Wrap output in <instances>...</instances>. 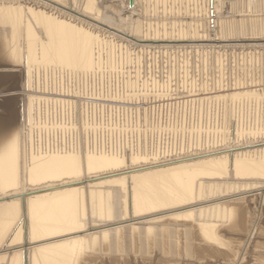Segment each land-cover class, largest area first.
I'll list each match as a JSON object with an SVG mask.
<instances>
[{
	"label": "bare ground",
	"instance_id": "6f19581e",
	"mask_svg": "<svg viewBox=\"0 0 264 264\" xmlns=\"http://www.w3.org/2000/svg\"><path fill=\"white\" fill-rule=\"evenodd\" d=\"M60 1H64V4ZM65 1L67 0H0V54L6 52L7 57L10 56L14 60L13 63H7L0 57V82L11 75V70L20 71L23 75V93H25L24 96H27L26 110H28L27 127L24 122L21 126L19 125V128L13 129L11 128L14 123L13 117H0V136L12 129L6 138L0 137V264H220L219 258L214 260L212 258L217 255L215 253H220L221 256L227 254L221 251L228 242L222 238V233L236 234V232L242 231L251 234L255 229L253 225L250 227L247 225L246 215L250 213L248 209L257 196L258 199L260 198L259 208L263 204L261 201L264 199L263 133L261 134L262 139L253 142L249 139L242 144H229V146L225 145V147L221 146L222 148L212 150L208 146L209 150L201 149L191 153L188 151L187 154H169L170 156H162V158L157 156L155 146L153 147L151 142L149 143L145 135L142 140L137 139L139 142L134 145L132 141L131 143L127 141L126 134L129 133L125 128L121 129V132H125V135L123 134L126 136L125 141L112 143L110 141L112 138H108L109 136L105 132L110 143L104 144L101 137L102 130L99 131L98 128V125L103 123H99L98 118L109 113L110 116L111 114L112 116L121 114L123 119L125 115L127 116L128 109L131 111V108L125 107V105L117 106L116 103L137 105V102L148 97L149 93L153 95L152 98L162 101L169 99V97H164L168 93L167 95L162 94V97L158 96L157 90H155L157 86L153 88V82L146 81L150 83L147 84L145 80L142 81L140 76L138 77L137 72L140 70L137 65L139 56L136 53L138 52L129 50L123 46L124 44L122 45V42L112 43L113 41H109L83 26L82 22L87 23L85 22L88 21L86 18H90L91 14L93 17H100V13L98 14L96 9V0H83L80 10L76 8V11H79L77 14H75L76 12L72 14L71 11L66 12L59 7L60 5L58 6V4L65 5L67 3ZM145 1L121 0L123 8L122 10L116 9V19L112 15L108 16L104 13L102 14L104 16L100 17L101 20L96 18L99 20L97 23L106 21L105 26L108 29L126 34V37L133 39L136 37L139 41H216L228 38L230 35L239 37L264 34V14H262L263 10L260 11L263 9L261 7L264 0H238V2L236 0H205L208 3L207 7L210 6L211 9V12L206 14L207 19L209 20L208 14L211 13L214 16L213 22H217L215 26L219 27L217 28L221 35L217 38H215L216 34L212 37L206 33L207 31L205 32L206 29L204 30L203 25L207 20L206 18L205 22L204 18L203 21L201 20V14H199L201 10H197L193 6L190 11L187 10L188 12H178L177 0L174 5L175 12L165 10V5L161 7L163 1H159L161 9H164L157 11L159 14H156L158 16L155 17L156 25L152 26L149 18L146 17L149 15L144 9L145 4H148L149 1L146 3ZM191 1L193 0L189 1L190 5ZM175 3L172 2V4ZM199 3L197 4L199 5ZM243 3L251 9H249L250 14L242 13L233 19L230 18L232 12L240 10L241 6L239 5ZM129 4L131 7L128 6ZM187 4L186 8L189 5ZM201 5L203 6L204 3ZM148 7L149 4L147 5L149 10ZM46 9L50 11L55 9L61 13V16L67 13L70 17L80 21L81 24L73 23L72 20H66L67 18H62L60 15L56 16L58 14L53 15ZM227 9L229 10L227 11ZM224 12L227 13L224 14ZM258 12H261L262 15H260L263 17L259 18ZM183 14L189 18L188 21L184 19L186 24L182 20L185 17ZM150 17L152 18V16ZM165 20L169 21V23L166 22L168 25L170 24L169 26L165 24ZM201 21L204 22L203 25ZM126 29L131 33L124 31ZM262 39L264 40V38ZM253 40H257V38H253ZM196 47L199 46L196 45ZM132 64H136L138 70H135V75L128 73L126 76L124 74L125 66L127 65L129 68ZM123 67L125 71L122 70ZM132 67V72H134V66ZM129 70L131 71V69ZM122 71H124L125 78H121ZM118 74L121 75L118 80L122 79V82H119L122 84L121 91H118L117 83L107 82V86L104 82L106 84L105 92L106 86L110 85H114L111 86L113 89L115 87L114 92L112 88H109L112 89L111 93L110 90L108 91L109 95L107 92V94L98 91L93 94L87 92L93 88L87 90L85 84L87 81L91 83L93 80L95 83L94 80L97 82L100 80L99 83H101V79L105 77L108 79L109 75L113 81V78H116ZM33 76L37 78L38 83H40L39 80H43L41 85L35 82V89L34 83L32 84L31 81ZM73 78L78 80L75 85L73 82L71 83ZM69 83L77 86L72 87ZM98 85L94 87L97 88L96 90H101L102 83L100 84L101 88ZM256 85L260 84L234 83L230 87L225 85L220 87L219 84L213 89L191 86L186 91L187 95L185 93L184 95L189 97L186 98L188 103L189 101L198 102L199 105L208 101L224 102L229 98L231 102L229 103L230 100H228L227 107L233 109V107L242 104L249 106L248 103L257 105L264 102V88H260L263 93L255 94L257 88L253 87H257ZM262 85L264 86V84ZM5 90L0 85V106L11 107L14 98L3 97L2 93ZM151 90L152 92H149ZM106 96L113 99H108ZM171 98L173 99V97ZM93 100L101 102H93ZM176 100L178 99L176 98ZM110 101L116 103L110 104ZM47 107L48 109L61 110V117L57 116L60 117V120H65V126L61 127L59 123H53L55 124L53 129L56 126L62 128L60 135L55 133V136L50 135L55 138L43 136L40 138L41 136L38 135L39 140L37 141V136L34 137L36 142L33 143L37 144L33 145L28 136V132L31 136V130L27 132L25 130L30 128V118L33 115L41 116L42 108L46 109ZM236 108L238 109V107ZM200 109H202L201 105ZM54 113L55 111H53ZM142 117L144 118V115ZM45 118L48 120V117ZM89 118L98 121L88 124ZM106 118L109 117H104V119ZM53 119L55 118L53 117ZM23 120L25 121V119ZM44 123L48 125L47 121ZM125 125L127 127V124ZM245 125L244 127H246ZM52 128L50 126L47 129ZM250 128L253 130L256 127L250 126ZM114 129H111L112 132ZM198 129L203 130L200 127ZM259 129L260 134L261 126ZM207 130L209 129L207 128ZM207 130L205 129V131ZM263 130L261 132H264ZM45 131L47 132V130ZM191 136H193L192 133ZM220 138L214 140L219 141ZM202 141L204 142V140ZM210 143H212L211 139ZM162 152L164 151L162 150ZM233 189L241 191L226 196ZM228 215H232L230 221L227 219ZM234 237L236 238L235 235ZM229 241L234 243L233 240ZM239 241L236 240V242ZM255 264H264V257Z\"/></svg>",
	"mask_w": 264,
	"mask_h": 264
},
{
	"label": "rangeland",
	"instance_id": "374dc122",
	"mask_svg": "<svg viewBox=\"0 0 264 264\" xmlns=\"http://www.w3.org/2000/svg\"><path fill=\"white\" fill-rule=\"evenodd\" d=\"M120 1L121 0H96V5H97L96 6V9L98 11V14L100 13L99 14L100 17L101 16H104L102 14L105 13V15H108V16H111L112 15L114 17V19H116L115 18L116 17V12H115L116 9H121L122 10V8H123V5H122L123 2H120ZM146 1L147 2L149 1V3H148L149 4V7H148L149 10L147 9V5L148 4H145L146 6H144V9L146 10V13H148V15H149V17L148 16H146V17L149 18L148 20L152 23V26H155L156 25V23H155L156 18L155 17L158 16L156 14H159V13H157V11H161L162 9L165 8V10H169V11L175 12V8L176 7H174V5H176V3H177L176 6H177V10L179 9L178 12L179 11L188 12V11H190L193 8V6L197 10H201V11H199L200 12L199 14H201V20L204 18L203 19L204 22L206 20L208 22V23L206 22L204 24V22H202L203 20L201 21L202 22V25L204 24L203 25L204 30L206 29L205 32L207 31L206 33H208L209 36H212V37H214L215 34H216L215 38H217V36L221 35L219 33V31H218L219 30L218 29L219 27L217 26L218 27L217 28L215 26L217 22L214 23L213 20H212V18H214V16L210 13V14H208L209 20L206 17L207 16L206 14L209 11L211 12V9H210V6L207 7L208 6V3H206L205 0L204 1L203 0H199L200 3L198 2V0L191 1V3L194 4V5H192V4L190 5L189 4L190 3L189 2L190 0H184V2H183V0L182 1L181 0H177L178 2H176V3H175V0H169V1H167V0H157V3H155L156 0H146ZM146 1H145V3H146ZM150 1H151V3H150ZM159 1H161V2L163 1L162 4ZM65 2H67V3H65V5H62V4H64V1H60V3H62V4H58V6L60 5L59 7L61 9H63L64 11H66V12L67 11H69V12L71 11L70 13L74 14L76 12L75 14H77V12L79 13V11H76V8L78 10H80V7L82 6L81 4L83 3V0H80V1L79 0H75V1L74 0H67ZM170 2H171V4H172V2L175 3V4H172L173 5V8H171L172 5L170 4ZM181 2H183V3H181ZM236 2H238V0H236ZM178 3H180L181 6H180V4L178 6ZM197 3H199V5L201 7ZM202 3H204L205 6L204 5L202 6L201 5ZM209 3H210V1H209ZM150 4H152L151 7H150ZM160 4H161V7H163V5H165L164 8L161 9ZM183 4H184V6H183ZM186 4L188 5L187 8L185 7ZM67 5L72 10L69 9L67 7ZM72 6H73V8H72ZM128 6L131 7L130 4ZM158 6H159V8H158ZM189 6H190V8H189ZM197 6H198L199 9L197 8ZM239 6H241L240 7V10H236L235 12H232L233 14H231V15L229 14L230 15L229 16L230 18L233 19L234 17H237L239 14H242V13L243 14H250V10L251 9L248 7L247 4L243 3L242 5L240 4ZM168 7H169V9H168ZM182 8H183V10H182ZM261 8H263V9H261L260 11L262 12V10H263L262 14H264V3H263V5H262ZM46 10L47 11H50L48 9H46ZM177 10H176V12H177ZM228 10L229 9H227V11ZM202 11H204V12H202ZM261 12L260 13L258 12L259 13V16L258 17L259 18H261V17L264 16V15L261 16L262 15ZM50 13H53V15L58 14L56 16H59V15L61 16V13H59L55 9H53L52 11H50ZM149 13H152V14H149ZM226 13L227 12H224V14H226ZM202 14H204V15L202 16ZM65 15H66V17H65ZM150 16H152V18ZM183 16H185V17H183L182 20L186 24V22L184 21V19L186 21H188L189 18L186 17V15H184V14H183ZM61 17L62 18H65V19L67 18L66 20H69L70 19V20L73 21V23H80L81 24L80 21L75 20L73 17H70V15H67V13L66 14H62ZM92 17H93V15L91 14L90 18H88V19L86 18V20H88V21H85V22H87L88 24L82 22L83 23V26H85V28H89L88 29L89 31H94V33H97L100 36L105 37V39H107L109 41H113L112 43H117L118 44V42H120V43L122 42V45L124 44L123 46L127 47L129 50L131 49V50H133V52H138L136 54H137V56H139L138 57L139 63L138 64L136 63V64L140 67L139 69L141 71L138 70V68H137L138 66H136V64L135 65L132 64V66H134V69H133L134 72H132V68L133 67L131 65H130L131 67L129 66V68L126 65L125 66V69H126V71L127 70L128 71L126 72L125 69H124V67H123L122 70H124L125 72L122 71V74H121L122 77L121 78H123L125 75L127 76L128 73H129V75H131V74L132 75H135V70L136 71L138 70V72H137L138 73V77L140 76L141 79H142V81L145 80V82L146 81L153 82V84H154V87L153 88H155L157 86L155 90H157L156 92L158 93V96H161L162 94L163 95H167V93H168V95L167 96H164V97H169V99L162 100L163 101L162 102L161 100L158 101V98H156V99L154 97L152 98L153 95H151V93H149V94L147 93L148 94L147 96L151 100L148 97L143 98L144 100L143 99H140L137 102L138 103L137 105H135V104H126V103L125 104L124 103H121L120 104V103H116V102L110 101L111 102L110 104H115L116 103L117 106L118 105L119 106L120 105H125V107L131 108V111H130V109H128L129 111L127 112V116L125 114H124L125 117L122 115V117L125 118V119L124 118L123 119L126 121V123L121 118V114H119V115L118 114H115V116L114 115L112 116V114H111V116H112V118H111V116L109 115V113L108 114L106 113L105 116H103L101 118H98L99 121L96 120V119L94 120L93 118H91V119L89 118L90 120L89 119L87 120L88 124H90L92 122L94 123L96 121H98L99 123H101V122L103 123V124L98 125L99 126L98 128H99V131L102 130L101 137L103 139L102 142L104 144L107 145V144L110 143V141L112 143H115V141H116V143L117 142L120 143L121 141H125V138L127 136L128 138H126V140L129 141L130 143L132 141V144L134 145L137 142H139L140 140H142V138H145V136H146V139L149 141V143L151 142V144L153 145V147L155 146L154 149L157 150V153H158L157 156L159 158H162V156L165 157V156L175 155V154H179V153L180 154H183V153L184 154L185 153L187 154L188 151H189V153H191L192 151L193 152L194 151H197V150L200 151L201 149L202 150H209V149L212 150L214 148L219 149V148H222L221 146H224L225 147V145L226 146H229V144L230 145H233V144H237L238 145V144L245 143V141H248L249 139H250L251 142L256 141V140H259V139H262V137L264 139V132H261L264 129V108H263L264 107V102H262V103L260 102L259 104H261V105H259V104L256 105L254 103H248L249 106L246 105V104H245V106H243L244 104H242L241 106H236V107H238V109L236 107H233V109H231L232 107L231 108H228L227 107L228 100H230L229 98H227L226 101H224V102L223 101H221V102L220 101H218V102H216V101L202 102V104L200 103L202 109H200V105H199L198 102L195 103V102H190L189 101V103H188V100L186 99V98H189V97L186 96L187 95L186 91L188 89H190L191 86H194L195 88H208V89H213L214 87H217L219 84H220V87H222V85H225V86L230 87L234 83H246V82H249V83H253V84L254 83H256V84L259 83L260 84L259 86L256 85L257 87H253V88H257L256 91L254 92L255 94H259V93L261 94V93H263L262 89H260V88H264V86L262 85V84H264V42H263L264 40L262 39V38H264V34L261 35V36H239V37H236L234 35H230L228 37L229 40H227L228 38H225V39L223 38L224 41H223V39L216 40V41L215 40H202V41H189V40H183V41H175V40H173V41H171V40H162V41L161 40H158V41L155 40V41H149V40H146V41H139L136 37H135L136 39L135 38L133 39L131 37H126V34H122L120 32H117V31L113 30V29H110V28L108 29L107 26H105L106 25V23H105L106 21H104V23H103V21H101L100 23H97V21L101 20L102 18H100L98 16H95L93 18ZM168 17H171V16H168ZM96 18L97 19L100 18V19L97 20ZM205 18H206V20H205ZM74 21H76V22H74ZM164 22H165V24H167L166 22L169 23V21H166V20ZM212 23L214 24V26H213ZM92 25H94V26H92ZM119 25H120V23H119ZM169 25L167 24V26H169ZM207 27H208V29H207ZM124 31L127 32L128 30L126 29ZM116 33H117V35H116ZM129 33H131V32H129ZM252 37L254 39L257 38V40H253ZM251 38H252V41H251ZM246 39H248L249 41L246 40ZM190 43H192V44H190ZM256 44H258L260 46H258V45L256 46ZM148 45H149V47H148ZM191 45L192 46L194 45L195 47L194 46L192 47ZM196 45L199 46V47H196ZM253 45H255V46L253 47ZM152 46H153V48H152ZM148 50H149V52H148ZM147 53H149V54H147ZM7 56L8 55H7L6 52L5 53L2 52V55L0 54V57H2L3 61H6L7 63H11V62L13 63L14 60L10 56L9 57L11 59L9 57H7ZM7 58L10 59V60H8ZM129 69H131V71ZM123 72L125 74L124 76H123ZM130 72H132V73H130ZM139 72H140V75H139ZM10 74L11 75L6 80H2L0 82V85H2V89L3 88L6 89L5 92L2 93V96L3 97H13L14 99H13V102L11 104V107L0 106V117L1 118H7V117L8 118H12L13 117L12 119H13V122L14 123H13V126L11 127L13 129L19 128L21 126V124L24 123V122H25L24 125H26V127H27V124H28V121L26 119L27 118L26 115H27V112H28V110H26L27 109V107H26L27 106V103H26L27 102V100H26L27 99L26 98L27 96H24L25 93H23V75L21 74L20 71H15V70H11ZM119 75L120 74H118L117 77L115 76L117 79L116 78H113V81H112V79H111L112 77L110 75L108 76V79H110L111 81L108 80L106 77H105L106 79L105 78L104 79H101L102 80V82H101L102 83V88H101V85H100L101 83H99L100 80L98 82L96 80H94L95 83L92 80L91 83L93 82V85L91 83H89L90 81L89 82L87 81V83H85L86 84V87L88 88L87 90H89L91 87H93L92 90L90 89L87 92H91L92 94L93 93H97V91L98 92H103L104 94L106 92L108 93V91L110 90L109 88H112L114 86V85H110L109 87H107L109 82H110V84L111 83L112 84L113 83L114 84L117 83V85L119 87L117 85H115V86H117L119 88L118 91H121L120 89H122V87H121L122 84L119 83V82H122L121 81L122 79L121 80H118V79H120V76H121V75L120 76ZM151 76L152 77L154 76V78H152ZM113 77H114V75H113ZM31 78H32L31 79L32 84L34 83L33 84L34 89H35L36 84H40L43 81V80H39L40 83H38V80H36L37 78L35 76H33ZM114 79H116V80L114 81ZM141 79H140V82H142ZM152 79H153V81H152ZM35 82H37V83L35 84ZM72 82L75 85V82H78V80H75L73 78V79H71V83ZM104 82L107 84V86H106V88H107L106 92L104 90L105 89V85H106ZM148 82H146V83L147 84H150ZM156 82H157V84H156ZM71 83H69V84L72 85V87H76L77 86V85L74 86ZM95 84H97V85L99 84L98 86H100L99 88H101L102 91L99 90V89L96 90L97 88L94 87V86H97V85H95ZM164 84H165V86H164ZM87 85H89V86L92 85V86L88 87ZM117 87H116V89H118ZM93 89H94V91H93ZM112 89L109 91L110 93L112 92ZM180 89H181V91H180ZM114 90H115V87L113 89V92H114ZM161 91H162V93H161ZM149 92H152V90L149 91ZM181 92H182V94H180ZM103 93H101V94H103ZM184 93L186 95H184ZM172 94H173V96H171ZM220 94H221V91H220ZM107 95H109V93ZM169 95L171 97H173V99ZM182 96H184V97L186 96L185 99ZM175 97L178 100H176ZM23 98H25V99H23ZM106 98H108V97L106 96ZM111 98L112 97H110L108 99H111ZM184 100H185L186 106L184 104ZM261 100H263V99H261ZM93 102H101V101H99V100H97V101L96 100H93ZM102 102L105 103L106 101H102ZM107 102H109V101H107ZM230 102H231V100L229 101V103ZM161 103H162V105H160ZM164 104H165L166 107L164 106ZM195 104H196V106H194ZM176 105H178V106H176ZM255 105L257 106V108H256ZM184 106H185V108H184ZM136 107H137V110H136ZM168 107H169V109H168ZM196 107L198 109H195ZM204 107H205V109H204ZM251 107H252V109H251ZM240 108H241V110H240ZM49 109H48V107L46 109L45 108H42V110H41V116H39V115H33L32 117H34V118H32V117H31L32 119L30 118V120H31V122H29L30 128H28V129L26 128L25 132H27L28 130L29 131L31 130L30 132H31V136L32 137L30 136V133L29 132H28V136L32 140L31 143L33 145H36L37 144V143H33V142H36V139L38 141L40 136H41L40 138H42V136L43 137H52V138H55L53 136H50L51 134H53L54 136H55V134L56 135L58 134V136H59L60 135V129H62L61 127H64L65 126V120L64 119L60 120L61 110L59 111V110H56L55 108H51L50 110ZM53 109H55V110H53ZM199 109H200V111H199ZM143 110H145L146 113H145V111L143 112ZM183 110H184V113H183ZM232 110H234V111H232ZM248 110H249L250 113L248 112ZM53 111H55L54 114H53ZM204 111H205V113H204ZM207 111H209V112H207ZM261 111H263V112H261ZM49 112H52V113H49ZM256 112H257V114H256ZM247 113H249L248 115H249V118L250 119L248 118ZM42 114H43V116H42ZM48 114H50V115H48ZM10 115H11V117H10ZM57 115L60 116V117H58ZM129 115H131V116H129ZM143 115H144V118L142 117ZM243 116H244V118H243ZM260 116H262L263 119ZM41 117L42 118L44 117L45 120L42 119ZM45 117H48V120H46L47 118H45ZM53 117L55 119H53ZM104 117H109V118L104 119ZM246 118L249 119V122H247L248 120ZM258 118H259V120H258ZM23 119H25V121ZM42 120H44L43 122H46L47 121V124L48 125H46L45 123L43 124ZM54 120H55V122H54ZM238 120H240V121H238ZM243 120H245V121H243ZM50 121H51V123H50ZM67 121L70 122V120H68V119H67ZM239 122L242 123L243 125L242 124L239 125L240 124ZM254 122H255V124L258 125L259 128L261 126L260 134H259V130L260 129L257 127V125L254 124ZM53 123H55V124L56 123L57 124L59 123V126H61V127L59 128L58 126H56V128H54L56 130H54L52 127L55 124H53ZM105 123L112 124V125H107ZM215 123H216V125H215ZM247 123L249 125V128H248V125H245ZM262 123H263V125H262ZM34 124L35 125H38L39 124L38 126H40V127L38 128V126H35ZM49 124H51V125H49ZM75 124H77V123H75ZM125 124H127V127H126ZM24 125H23V128H24ZM41 125H43V126H41ZM226 125H229V126H226ZM244 125L246 127H244ZM44 126L45 127L47 126L45 130H47L48 133L51 131L49 134L44 130V128H45ZM48 126L49 127L51 126L52 129H50V130L47 129V128H49ZM250 126H252V128L253 127H256V128H253V130H252L250 128ZM105 127H107L106 128L107 131H106ZM117 127H119V128H117ZM138 127H139L140 130L137 129ZM198 127H200V129H203V130H199ZM221 127H223V128H221ZM227 127H229L230 130ZM34 128H35V130H34ZM103 128L105 129V131H103L104 130ZM124 128H125V130L127 129L128 133H129V134H126V136H124L125 135V132L124 131H123L124 133L121 132V129H124ZM207 128L209 130H207ZM218 128H219L220 131L222 129L225 130V128H226L227 132H226V130H225V132H224V130L220 132L218 130ZM235 128H237V129H235ZM109 129L110 130L111 129L112 130L114 129V131L112 132V130L110 131ZM205 129L207 131H205ZM11 130L8 131L6 134L0 136V137H3L4 136L2 139L6 138V135H8V133L11 132ZM134 130H135V133H134ZM251 130H252V132H251ZM36 131H37V134H36ZM203 131H204V133H203ZM248 131H250V132H248ZM45 132L47 133V135H46ZM105 132L109 136L108 138H110V139L112 138L113 141L110 140V139H107V135L105 134ZM43 133H45V134H43ZM108 133L109 134L111 133V134L109 135ZM191 133H192L193 136L190 137ZM198 133H200V134H198ZM217 133L220 134V135L218 136ZM236 133H237V135H236ZM138 134H139V136H138ZM195 134H197V135H195ZM203 134H205V135L204 136H201ZM224 134H225V136H224ZM255 134H256V136H255ZM261 134H262V137H261ZM38 135H39V137H38ZM198 135H199V137H198ZM207 135H208V138H207ZM229 135H231V136H229ZM239 135H240V137H239ZM258 135H260V136L258 137ZM36 136H37V138H36ZM117 136H118V138H117ZM137 136H138V138H137ZM185 136H186V138H185ZM187 136H188V138H187ZM211 136H214V137H211ZM217 136H218V138H217ZM223 136H224V138L222 139ZM115 137H116V139H115ZM199 138H200V140H199ZM209 138L211 139V142L212 143H210V139ZM215 138L216 139H219L220 138V140L219 141L218 140H214ZM137 139H139V141ZM133 140H135V141H133ZM190 140H192V141H190ZM202 140H204V142ZM207 141H208V143H207ZM205 142H206V144H205ZM157 143H158V146H157ZM193 143H194L195 146L193 145ZM219 143H220V145H219ZM191 144H192V146H191ZM199 144H200V146H199ZM212 144L214 145V147H213ZM116 145H118V144H116ZM205 145H207V146H205ZM181 148L183 149V151H182ZM177 149H178V151H177ZM160 150H161V152H162V150L164 152L161 153ZM166 150H167V153L168 154L165 153ZM139 163H143V162H139ZM233 190H234V192H233ZM233 190H231V192L229 191L228 194H226V196L227 195H232L234 193L236 194V193H239L241 191V190L238 191V189L237 190L233 189ZM263 191H264V187H263ZM261 201H262L263 204H261L262 207L259 208L260 198L258 199V196H257V198L255 199V201L254 202H251V205H250V207L248 209V211L250 213L246 215L247 225L249 227L252 226V225L255 227V229L252 231V233L251 234H248L249 232L247 233V232L239 231L240 233L239 232H236L237 235L235 233L234 234L232 233L233 236H232L231 233H230L231 235L228 234V233H222V235H223L222 238L225 239V242H227V241L228 242H227V245L224 247L225 249L223 248V246H222L223 249H221V248H219V249H221V251H223V252H225L227 254H226V256H223V255L221 256L220 253H215L217 255H215L212 258L213 260L219 258L218 259L219 260L218 262L219 263L221 262L220 264H223V263L224 264L225 263L226 264H255L259 259H261L262 257H264V243H263L264 242V199L261 200ZM227 219H228V221H230L232 219V215L231 216L228 215V218ZM247 219H249V220H247ZM261 224H263L262 227H260ZM258 227H260V228L258 229ZM258 232H260L261 234L258 233ZM242 234H245V235L242 236ZM226 235H227V237H226ZM234 235L236 236V238L234 237ZM228 236H231L232 239H231V237L228 238ZM239 236H241L242 238L241 237L239 238ZM239 239H240V241H239ZM229 240H233L234 243H232V241H229ZM236 240H238L239 242H236ZM230 245H232L233 247L230 246ZM226 247L229 250H227ZM220 258H221V260H220Z\"/></svg>",
	"mask_w": 264,
	"mask_h": 264
}]
</instances>
